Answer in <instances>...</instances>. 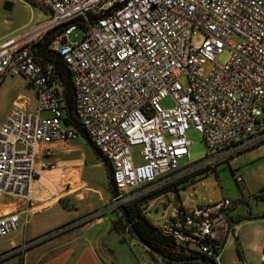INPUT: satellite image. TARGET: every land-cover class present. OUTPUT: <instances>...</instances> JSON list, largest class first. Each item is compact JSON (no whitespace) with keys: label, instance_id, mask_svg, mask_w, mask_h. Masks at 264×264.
Listing matches in <instances>:
<instances>
[{"label":"built area","instance_id":"2783aa9c","mask_svg":"<svg viewBox=\"0 0 264 264\" xmlns=\"http://www.w3.org/2000/svg\"><path fill=\"white\" fill-rule=\"evenodd\" d=\"M29 1L49 17L7 40L0 83L22 74L37 92V106L27 110L18 102L0 123V201L4 195L30 199L40 179L53 186L62 165L40 155L49 154V144L79 136L62 120L51 61L57 55L72 74L76 116L112 165L116 192L103 208L24 247L125 204L141 202L149 216V198L166 186L264 145V0ZM78 28L83 37L71 42ZM197 31L204 33L201 44L193 42ZM39 44L43 58L35 55ZM225 49L231 57L220 62ZM191 127L207 147L195 161L188 154ZM233 204L228 196L191 207L179 203L155 225L216 262L237 232L229 219ZM20 227L18 212H0V238ZM21 249L1 252L0 261Z\"/></svg>","mask_w":264,"mask_h":264},{"label":"crops","instance_id":"0c3cea01","mask_svg":"<svg viewBox=\"0 0 264 264\" xmlns=\"http://www.w3.org/2000/svg\"><path fill=\"white\" fill-rule=\"evenodd\" d=\"M6 45L7 41L0 43V53L4 51ZM14 75H21L25 80L23 86L13 87L10 105L3 119L12 105L18 102L27 110H34L37 106L35 88L22 74ZM7 76L0 83V89ZM77 138L84 137L79 135ZM77 138H75L76 144H71L69 140L49 144L46 146L49 154L40 155V159L58 161L65 175H77L76 185L68 180L69 184L65 182V185L60 186L59 181L62 182V180L55 179L54 185L51 186L48 181L40 179L34 183L31 198L28 200L12 195H4L1 198L0 212H18L21 219L20 229L12 233L5 241L11 247L22 246L23 249L21 253L11 256L8 264H112L114 251L112 246L117 248L120 243L112 245L108 239L107 241L102 238L100 232L110 226L113 213L118 212L121 215V208H110L98 221L80 223L43 242L24 247L44 232H49L62 224L103 208L111 198V186L104 163L97 157L92 144H89L85 138L86 144H78ZM240 155L248 156L249 164L255 165L253 169L258 168L260 172L264 171V145H260L219 164L214 170H206L197 175L182 178L173 185L166 186L160 195L150 200L149 217L155 223L156 216L151 208L156 203L163 205L157 215L159 216L165 209L172 211L179 203L191 207L216 201L224 196L231 197L234 204L229 212V219L236 223L238 228L236 234L227 239L216 264H262L264 173L260 174V180L250 182L248 173L250 168H241L240 160H238ZM225 163L229 165L232 173L241 168L243 182H237L240 192L223 187L220 166ZM74 185L77 187L72 189ZM171 187H176L177 190L169 189ZM56 196L58 199H53ZM167 199L168 202H166ZM122 220L127 225L123 218ZM3 242H0V250L6 251L7 248L2 246ZM124 247L125 244L117 250L126 253L127 249ZM110 255L111 258H109ZM144 261L145 258H142V264H146Z\"/></svg>","mask_w":264,"mask_h":264},{"label":"rangeland","instance_id":"374dc122","mask_svg":"<svg viewBox=\"0 0 264 264\" xmlns=\"http://www.w3.org/2000/svg\"><path fill=\"white\" fill-rule=\"evenodd\" d=\"M5 2H10L12 4V8L10 10H6L4 8ZM48 16H49V12L45 11L43 8H41L40 6L29 0H0V43L9 40L10 38L14 37L16 34H20L27 30H31L42 20L48 18ZM82 37H83L82 28H78L74 30L68 36L71 42L79 41ZM203 40H204V33L202 31H197L194 33L193 42L195 44H201ZM230 57H231V51L229 49H225L221 54L218 55L217 60L220 62H226L227 60H229ZM24 80L25 79L21 75H8L5 82L3 83L0 89V123L4 117V114L6 113V110L8 109V106L10 105V94L12 93L13 87L15 85H18L20 87L23 86ZM187 136L190 140V144L188 147L189 159L191 161L198 160L199 158L203 157L207 151V147L203 135L199 129L195 127H191L187 131ZM77 141L78 144H86L84 138H77ZM69 142L71 144H76V139H70ZM247 157L248 156L246 155H240L238 157V160H240L241 168L242 167L247 169L250 168L248 172L250 176V182L260 180V174L262 172L264 173V171L260 172L258 168L253 169L254 163L249 164L250 162H248ZM220 168H221L220 175H221L223 187L225 189H229V190L233 189L237 192H240V188L237 185V182L242 183L243 181H237L236 177L237 175H242L241 168H238L233 173L227 163L221 165ZM63 172L61 171L58 175L59 177H61L60 179H62V182L59 181L60 186L61 184L65 185V180H68V177L73 184H75L78 181L77 175L75 176L69 174L65 175V171ZM198 173L201 172L190 174L189 176H186L184 178L197 175ZM75 185L72 187V189L77 187ZM220 186H222V184H220ZM169 189L177 190L176 187H171ZM58 197L56 196L53 199H58ZM155 216L159 217L160 215L159 216L155 215ZM151 220L153 219L151 218ZM15 232L16 231L12 233ZM12 233L8 234L5 237L0 238V242L4 241L2 243L3 248L9 249V247H11L9 243L5 241V239H8L12 235ZM100 234L102 238H105V240L108 239L112 245H117L118 243H120V245H118L117 248L112 246V249L114 250L112 253V264H142V258H145L144 262L146 264H178V263L164 262L162 258L152 254L138 240L134 239L130 234V232L128 231L127 225L123 222L121 215L118 212L113 213L112 218L110 219V226L102 230ZM47 239H43L39 242H43ZM123 244H125L124 249L125 248L127 249L126 253L117 250L120 246L122 247ZM21 250L17 253H21ZM0 251H4V250H0ZM13 255L14 254L0 261L1 262L0 264H8L10 260L9 258ZM109 258H111V255L109 256ZM190 264H203V263H190Z\"/></svg>","mask_w":264,"mask_h":264},{"label":"trees","instance_id":"16d2710c","mask_svg":"<svg viewBox=\"0 0 264 264\" xmlns=\"http://www.w3.org/2000/svg\"><path fill=\"white\" fill-rule=\"evenodd\" d=\"M54 66L53 82L57 87V93L60 96V100L63 104L64 109L63 123L68 126L74 127L79 135L83 136L87 141L91 140L87 136L86 132L82 128L79 119L76 116L75 111V91L73 87L72 74L65 61L61 56L57 55L52 60ZM92 148L95 151L97 157L104 163L106 173L111 186V193L116 192V184L113 180V168L107 158L96 148L93 143ZM151 196L149 199H152ZM121 208L122 218L127 222L128 230L130 234L135 237L132 233L133 228L137 230L141 236L150 243L154 248L163 252L172 259H184L192 256H205L197 251L185 249L182 245L177 244L173 238L163 233V231L155 225V223L147 216L142 207L141 202H135L125 204ZM136 238V237H135ZM159 257V256H158ZM166 263H176L163 259ZM190 263H201V262H184L178 264H190ZM204 264V263H203Z\"/></svg>","mask_w":264,"mask_h":264},{"label":"water","instance_id":"95a60500","mask_svg":"<svg viewBox=\"0 0 264 264\" xmlns=\"http://www.w3.org/2000/svg\"><path fill=\"white\" fill-rule=\"evenodd\" d=\"M4 8L6 10H10L12 8V4L10 2H5L4 4ZM43 45L39 44L36 47V51H35V55L38 58H43ZM89 143H91L90 141H88ZM166 202H168V199L166 200ZM163 205L161 203H156L153 205V207L151 208L152 213H154L155 215L159 214V211L162 209ZM157 208V209H156ZM133 235L140 241L141 244H143V246H145L147 249L151 250L154 254H156L157 256H159L162 259H166L169 261H173L176 263H184V262H201L204 264H216L215 261L206 258L204 256H192V257H188V258H184V259H172L169 256H167L166 254H164L163 252L159 251L158 249L154 248L150 243H148L142 236L141 234L135 230L133 228L132 231Z\"/></svg>","mask_w":264,"mask_h":264},{"label":"flooded vegetation","instance_id":"af4514ba","mask_svg":"<svg viewBox=\"0 0 264 264\" xmlns=\"http://www.w3.org/2000/svg\"><path fill=\"white\" fill-rule=\"evenodd\" d=\"M149 250V249H148ZM152 254H154L151 250H149ZM154 255H156V254H154Z\"/></svg>","mask_w":264,"mask_h":264}]
</instances>
